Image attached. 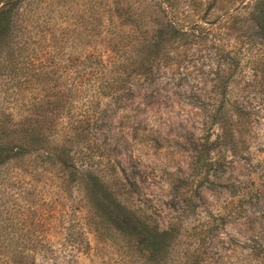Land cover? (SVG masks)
Returning <instances> with one entry per match:
<instances>
[{
    "label": "rangeland",
    "instance_id": "374dc122",
    "mask_svg": "<svg viewBox=\"0 0 264 264\" xmlns=\"http://www.w3.org/2000/svg\"><path fill=\"white\" fill-rule=\"evenodd\" d=\"M10 1L0 35L1 130L51 128L61 154L109 191L100 206L98 186L57 163L53 147L2 154L0 264H175L172 251H184L208 220L194 264H264V0ZM155 49L160 62L112 94L74 77L90 54L111 65ZM83 111L92 149L65 141L67 115ZM208 131L215 163L190 185ZM111 190L151 224L174 228L169 250L150 260L118 233Z\"/></svg>",
    "mask_w": 264,
    "mask_h": 264
},
{
    "label": "trees",
    "instance_id": "16d2710c",
    "mask_svg": "<svg viewBox=\"0 0 264 264\" xmlns=\"http://www.w3.org/2000/svg\"><path fill=\"white\" fill-rule=\"evenodd\" d=\"M9 2L11 1L8 0L0 5V35L4 30L7 29L9 24ZM149 44L152 43L142 44V48L150 51L151 49L148 47L150 46ZM132 47H136V44L132 45ZM157 52V49H155L151 52V56L149 54L146 55L144 52H141V54L136 53L135 55L129 57L128 60L125 59L126 63L123 61V58H120V60L111 63V65H107L94 54H90L86 57L87 71H75L74 77L78 78L80 75V77H82V79L84 78L88 84H91V89L94 92L103 95L112 94L115 92L116 88L121 85V81H124L131 74L141 72L142 70H151L152 65L159 61V59L156 58ZM8 58L11 69L17 68L15 57L9 55ZM42 71L44 70L42 69ZM40 75L41 74L39 73V76ZM69 85L71 88H73L72 91L75 93L74 87L76 86V83L70 80ZM49 102L50 101L47 100V104H49ZM221 104H223V101ZM39 106L45 107L41 105V103ZM83 112H80L76 115L72 112L71 114L69 113V115H67L66 122L70 130L69 135L67 136L68 139L65 141L70 142L71 145H82L85 146L86 149H92V146L89 144L91 143L89 130L92 116L90 113H87V111ZM45 118L46 117H44V119ZM214 118L215 117H213L212 121L210 122V125L212 124ZM44 119L42 118V121H44ZM10 120H12L11 117ZM36 127L35 125H27L21 126L20 129H17L14 126H10L8 131L3 129L1 130L0 128V140L4 136L8 141L7 145L4 147L0 146V156L3 154L5 158L9 156V153H27L36 151L37 149L42 150L47 146L53 147L55 148V152L53 154L55 155L54 157L56 158L57 163L63 165L67 169H72L73 172L80 173L81 178L79 179V182L83 179H88L89 176V178L93 181L91 184L98 186L99 190L101 191L99 195H96V198L98 199L97 202L100 206L104 207V204L108 203V198L105 196L107 195L105 194V190H109H104L98 185L101 181V177L98 174H93L90 169L80 168L76 162H73L74 159L72 156L68 155L67 152H64L62 155L61 149L65 147V145H63L64 142L58 144L57 140L52 141L50 137L51 128H48L44 132L42 127ZM212 146H214V140L211 139L208 131L202 137L193 157L192 172L194 173L195 177L194 180L189 181L190 185H197L196 182L199 184L208 177L209 172L215 163V159L211 157L213 150ZM63 151L64 150H62V152ZM86 156H89V153H87ZM83 167H85V165H83ZM100 185L107 187V183L104 181H102ZM110 193L116 200V208L113 209L116 215L113 220L114 224L119 229L118 233L120 232L129 234L130 239L135 241L141 250H145L144 254L145 256L149 257L150 260H152V258L162 250V247L166 250H169L167 246L170 244L173 245L174 228L169 226L167 228L161 229L157 226L155 221L154 224H151L150 219H148L143 212L137 213L136 209L132 207L131 203L129 202V198L127 199V197H124V195H121L122 197L120 198L116 196L117 194H115V192L112 190ZM191 196L192 194L190 190L189 194H187L186 203L189 198H192ZM212 227L213 225L210 223V220H208L207 225H203L202 227H194L192 230L193 239L190 240L188 245L184 248V251H172L173 255L171 261L175 262V264H194L195 261H199L201 256L199 253H196L197 247H199L203 243L204 238L210 234ZM79 234L80 236L83 235L80 232ZM114 235L116 236L115 233ZM169 242L171 243L166 245V243Z\"/></svg>",
    "mask_w": 264,
    "mask_h": 264
}]
</instances>
